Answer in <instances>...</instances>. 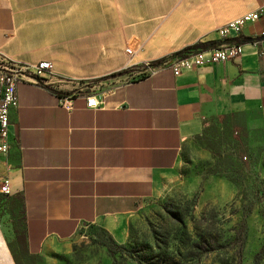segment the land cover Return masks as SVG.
Here are the masks:
<instances>
[{"label": "crops", "instance_id": "obj_1", "mask_svg": "<svg viewBox=\"0 0 264 264\" xmlns=\"http://www.w3.org/2000/svg\"><path fill=\"white\" fill-rule=\"evenodd\" d=\"M264 0H0V54L51 70L17 86L0 174V264H16L11 202L24 199L32 256L68 254L87 227L116 239L159 197L185 144L213 117L264 112V17L226 41L242 56L176 76L157 69ZM132 49L128 54L127 49ZM147 72L146 75L142 73ZM73 97V110L60 105ZM96 96L100 107H87ZM4 198V199H3Z\"/></svg>", "mask_w": 264, "mask_h": 264}, {"label": "rangeland", "instance_id": "obj_2", "mask_svg": "<svg viewBox=\"0 0 264 264\" xmlns=\"http://www.w3.org/2000/svg\"><path fill=\"white\" fill-rule=\"evenodd\" d=\"M10 202L20 227L9 244L16 264H264V112L208 120L122 239L90 226L68 254L32 256L20 197Z\"/></svg>", "mask_w": 264, "mask_h": 264}, {"label": "built area", "instance_id": "obj_3", "mask_svg": "<svg viewBox=\"0 0 264 264\" xmlns=\"http://www.w3.org/2000/svg\"><path fill=\"white\" fill-rule=\"evenodd\" d=\"M264 17V6L231 20L218 30L220 41L207 44L205 48L188 52L178 57H170L159 63L157 69L170 68L176 76L185 71L201 68L211 64H224L242 56V44L226 41L233 33L240 35L249 24L259 22ZM260 45V56L264 59V39L257 42ZM132 54V49H127ZM49 62H43L34 67L21 68L6 60L0 54V156H8L11 149L10 127L11 115L18 108L17 86L28 78H35L43 71L51 70ZM60 105L67 110H73V97L65 96ZM87 107L96 109L100 102L96 96L87 98ZM11 181L8 175L0 178V196H10Z\"/></svg>", "mask_w": 264, "mask_h": 264}, {"label": "trees", "instance_id": "obj_4", "mask_svg": "<svg viewBox=\"0 0 264 264\" xmlns=\"http://www.w3.org/2000/svg\"><path fill=\"white\" fill-rule=\"evenodd\" d=\"M207 44H200V45H196L194 47H191V48H188V49H185L177 54H175L173 57H178V56H182V55H185L187 54L188 52H192V51H196V50H199V49H202V48H205ZM20 205H21V212H22V217H23V227H24V199L22 196H20ZM12 215V220H13V226H14V231L15 233L18 235L19 234V225L18 223L16 222V217L15 214L11 213ZM24 230V228H23ZM24 236H25V244H26V248H27V241H26V235H25V232H24ZM264 252V250H262V252H260L259 255H261L262 253Z\"/></svg>", "mask_w": 264, "mask_h": 264}]
</instances>
